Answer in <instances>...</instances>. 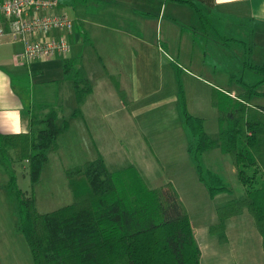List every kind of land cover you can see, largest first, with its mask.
<instances>
[{
	"label": "rangeland",
	"instance_id": "374dc122",
	"mask_svg": "<svg viewBox=\"0 0 264 264\" xmlns=\"http://www.w3.org/2000/svg\"><path fill=\"white\" fill-rule=\"evenodd\" d=\"M81 6H83L81 0H62L56 10L70 19L74 29L79 19L84 20L86 17V12ZM163 13L162 27L159 26L158 33L161 41L164 40L169 46L167 55L171 60L162 63L164 71L166 70L163 77L165 74L166 77L171 75L172 78L162 83V93L157 92L137 105H134L131 97L132 50L126 47L125 38L119 34L122 32L108 31L105 37L98 34L95 25L102 18L104 24H108L111 19L108 11L105 15L90 14L86 18V26L92 33V37H89L91 45L72 43L71 53L68 54L69 51L64 56L81 58L86 76L89 77L103 73L105 65L117 82L120 78L119 73H122L127 91L126 95L121 96L123 108L131 113L125 124L126 135L116 138L114 134V138L111 137L110 141L105 143L95 140L87 122L70 117L76 108L72 83L67 81L59 88L54 85L53 90L62 93L58 94L59 99L56 103L61 106L63 116L69 121L68 130L58 137L57 150L48 153L47 162L42 167L36 183H31L28 167L24 162L11 166L16 177V185L22 192L33 196L38 214H46L71 203V194L65 177L66 170L81 167L97 157L102 158L110 172L132 166L149 189L170 183L176 190L186 210L195 243L200 250V264H264L261 238L247 209H242L240 213L225 221L224 241L219 240L220 235H212L209 231L211 226L218 223L216 209L240 198L243 188L236 178L229 157L218 149H213L202 155L201 164L216 174L229 191L220 192L214 197L209 196L207 188L199 179L194 157L188 152L193 139L185 125L179 90L180 84L186 112L201 118L204 121L205 133L215 139L218 130L217 113L208 103V83L234 97L243 94L246 88L238 81L228 82V73L225 70L227 66L234 69L236 80L243 78L245 83H255L258 76L244 68L245 46L241 43L224 45L222 40L218 42L220 46H213L212 42H209V54L213 55L216 51L218 54V57L212 60L218 69L210 73L212 65L208 63L202 66V61L198 57L204 39L198 35L195 38V45H192L189 36L192 33L191 28L202 29L195 11L188 5L169 0ZM212 22L221 38L245 39V32L239 22L248 24L247 20L224 21L213 18ZM252 27L255 31L252 61L256 65H264V26L259 27L252 22ZM5 40L1 39L0 44L7 42ZM118 47L121 55L112 53ZM178 50L181 54L179 58L176 55ZM192 56L194 59L190 66L188 62ZM38 88L34 86L32 89L37 91ZM256 92L264 93V84L260 85ZM55 97L57 95L54 94ZM251 104L264 107V95H253ZM118 110L115 107H108V120H115ZM123 113L125 114L124 110ZM136 166L140 167L141 172ZM0 169V206H6L5 209H0V216L10 218L3 226L12 246L8 258L11 264H17L18 261L19 264H31L25 238L18 231L17 222L15 223L17 214L14 213V203L8 188L10 174L7 167L2 164Z\"/></svg>",
	"mask_w": 264,
	"mask_h": 264
},
{
	"label": "trees",
	"instance_id": "16d2710c",
	"mask_svg": "<svg viewBox=\"0 0 264 264\" xmlns=\"http://www.w3.org/2000/svg\"><path fill=\"white\" fill-rule=\"evenodd\" d=\"M191 7L202 29L191 28L193 40L199 35L204 62L218 57L209 54L208 45L241 43L244 48L245 69L258 76L253 83H245L229 66L228 82L241 83L243 94L231 96L212 86L210 105L217 113V137L204 130V121L188 114L184 107L183 91L179 84L185 125L193 144L188 147L197 165L200 181L210 197L229 191L221 179L205 169L201 157L218 149L227 155L243 188L237 200L216 209L218 223L210 227L212 235L224 241L225 221L242 209H247L261 238L264 251V107L251 104L253 95H264L256 89L264 84V65L252 61L254 34L252 21L240 25L244 40L221 38L212 19L226 20L206 13L191 0H171ZM252 27V28H251ZM216 35V37H215ZM84 41L87 37L83 34ZM212 46V47H213ZM214 48V47H213ZM64 80L74 86L76 108L71 118L81 116V105L91 92V86L80 64L67 61L63 65ZM113 83L120 96L117 80ZM69 121L57 105L32 104L28 110V131L19 135H0V161L7 167L8 188L16 208L18 231L25 238L33 264H200L190 222L176 190L170 183L149 189L138 171L130 166L110 172L101 157L81 167L66 170L65 177L71 203L55 211L38 214L32 195L16 185L11 169L14 163H25L31 183H36L47 155L57 150V139L67 132Z\"/></svg>",
	"mask_w": 264,
	"mask_h": 264
},
{
	"label": "crops",
	"instance_id": "0c3cea01",
	"mask_svg": "<svg viewBox=\"0 0 264 264\" xmlns=\"http://www.w3.org/2000/svg\"><path fill=\"white\" fill-rule=\"evenodd\" d=\"M81 1L83 3L81 7L84 8L86 17L84 20L79 19V22L76 23L77 26H74L71 32L64 34L70 44V52L68 54L71 53L72 43L74 45H91L89 37H92V33H90L91 31L86 26V18L90 14H94L95 16L99 14L105 15V12L108 11V14L111 16L108 24H104V18H102L95 26L97 27L98 34H102L104 37L106 33L108 34V31L114 33L122 32L119 34L125 38L124 43L126 47L132 50L130 57L133 65L132 102L134 105H137L151 95H156L157 92L162 93V83L164 84L166 79L172 78L171 75L166 77L165 74L163 77V72L166 73V70L164 71L162 63L163 61L170 62L171 60L167 55L169 46L164 40L161 41L158 33L159 26L162 27L163 23L161 16L164 15L163 12L166 10L169 0ZM191 1L206 13L236 21L251 20L256 23V26H264V0H223L221 3H217L216 0ZM83 34L87 37V42L84 41ZM189 36L192 45H195L192 34ZM4 39L7 42L0 44V72L8 76L9 87L7 95L0 98V104H3L8 111L14 110L16 107L20 108L22 117L21 126L24 130L21 133H25L28 131V110L32 104L60 106L56 101L59 99L58 94L62 93H59L58 90L54 91L52 87L54 85L57 88L63 87L64 83L67 82L63 76L64 63L67 61H77L86 76L85 66H83L81 58L66 57L64 56L65 54L55 55L50 59L32 60L18 64L14 61V56L23 49V46L20 43H11L7 38ZM199 49L198 57L202 61V66H205L206 63L204 62L202 49ZM112 53L121 55L119 47ZM176 55L177 58L181 56L180 50L176 51ZM193 59L194 56L188 62L190 66L193 64ZM186 70L188 72V69ZM210 73H214V71L210 69ZM119 76L120 81L118 80V85L124 96L127 94L123 80L124 77L122 73H119ZM111 77L112 73L106 65L103 73L94 77L86 76L91 86V92L85 97L80 107L81 116L77 117L89 124L90 132L95 140L102 143L110 141L111 137L114 138V134L117 136H115L116 138L126 135L125 124H127V117L131 115L128 109L123 108L124 103L122 102L123 99H121L123 97L119 95ZM198 80L202 79L198 78ZM34 86L39 87L37 91H33L32 88ZM212 86L216 87L214 84L208 83L209 104ZM54 94L57 97L54 98ZM108 107L119 109L115 120H108ZM12 126L13 121L7 117L4 111H0V135H12L9 131ZM90 132L87 130L88 136H90ZM136 167L140 171V167ZM1 208L5 209L6 206H0ZM14 213L16 214L15 206ZM9 220L10 218L6 219L0 216V264H11L8 258L12 250L10 237L3 229L4 224L9 222ZM17 264H19V261ZM31 264H33L32 260Z\"/></svg>",
	"mask_w": 264,
	"mask_h": 264
},
{
	"label": "built area",
	"instance_id": "2783aa9c",
	"mask_svg": "<svg viewBox=\"0 0 264 264\" xmlns=\"http://www.w3.org/2000/svg\"><path fill=\"white\" fill-rule=\"evenodd\" d=\"M58 6V0H0V41L7 38L23 46L14 56L16 63L50 59L70 51L64 34L73 30V24L56 13Z\"/></svg>",
	"mask_w": 264,
	"mask_h": 264
},
{
	"label": "clouds",
	"instance_id": "9594fccd",
	"mask_svg": "<svg viewBox=\"0 0 264 264\" xmlns=\"http://www.w3.org/2000/svg\"><path fill=\"white\" fill-rule=\"evenodd\" d=\"M216 2L221 3L223 0H216ZM8 87V76L5 73L0 72V98H3L7 95ZM0 111H4L7 117L13 121V126L9 129L12 134L19 135L22 131H24L21 126L22 117L19 107L8 111L3 104H0Z\"/></svg>",
	"mask_w": 264,
	"mask_h": 264
}]
</instances>
